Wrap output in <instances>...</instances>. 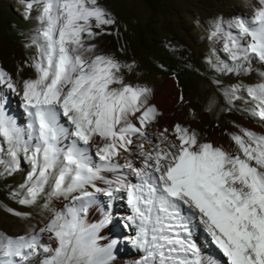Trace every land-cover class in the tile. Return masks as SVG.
<instances>
[{
  "label": "snow or ice",
  "instance_id": "obj_1",
  "mask_svg": "<svg viewBox=\"0 0 264 264\" xmlns=\"http://www.w3.org/2000/svg\"><path fill=\"white\" fill-rule=\"evenodd\" d=\"M34 4L40 27L25 45L36 51L27 65L34 78L14 80L0 69V180L21 171L23 156L29 170L10 198L47 215L24 234L0 232V264H114L119 241H100L122 198L131 214L121 224L135 230L127 242L140 253L133 264H221L198 245L199 232L226 264H264V134L239 127L225 148L179 123L153 131L161 113L149 103L152 89L125 83L122 72L134 65L92 43L115 24L99 0H33L25 18ZM246 6L250 17L213 22L209 38L231 63H209L229 77L256 73L255 83L222 94L226 110L264 127V71L255 67L264 66V0ZM9 94L20 97L23 127L6 114ZM237 101L250 106L238 109ZM94 206L102 219L89 223Z\"/></svg>",
  "mask_w": 264,
  "mask_h": 264
},
{
  "label": "rangeland",
  "instance_id": "obj_2",
  "mask_svg": "<svg viewBox=\"0 0 264 264\" xmlns=\"http://www.w3.org/2000/svg\"><path fill=\"white\" fill-rule=\"evenodd\" d=\"M32 2L33 0H0V69L14 80L34 78L35 75L27 67L31 58L36 55L35 48L25 47L31 44V38L40 27L36 20L39 5L34 4L25 18L26 5ZM251 2L256 4V0ZM99 3L111 15L115 24L106 26V34L97 36L92 41L96 44L97 51L112 56L122 64L134 65L131 72L123 70L125 83L134 87L150 84V104L158 95L163 94L165 85L173 79L183 100L176 105L177 111H173L171 115L175 113L183 117L189 125L185 126L177 120L175 124L179 123L194 131L192 124H199L200 130L196 132L203 142L212 143L211 138L217 135L220 141L217 146L225 148L233 147L229 137L231 133L238 132L239 127L264 134V127L246 112L226 110L227 104L222 94L224 88L233 84L255 83L258 80L256 73L249 77H229L216 72L213 64L217 59L226 63L231 61L227 60L226 53L221 50L222 44L209 38L216 18L228 20L235 15L251 16L252 9L246 6V0H99ZM255 67L264 71V66L256 64ZM217 80L220 81L219 86L214 83ZM249 106L243 101H237L235 105L238 109ZM6 110L7 115L15 117L19 126L26 125L27 117L20 97L9 94ZM244 120L256 123L257 127L243 125ZM21 160V171L0 180V232L13 236L24 234L33 226H42L47 215L40 207H24L10 198V193L24 182L29 170L28 164L23 162V156ZM64 202L66 201H55L54 206L62 208ZM5 208L29 213L30 219H18L7 213ZM117 212L115 207L112 212L114 221L104 232V238L100 242L105 244L111 239L118 240V246L113 250L116 257L114 264H133L139 259L140 253L125 239L126 232L116 218ZM204 239L205 234L199 232L196 242L209 251L210 244L203 243ZM218 254L217 257L223 259L222 254Z\"/></svg>",
  "mask_w": 264,
  "mask_h": 264
},
{
  "label": "bare ground",
  "instance_id": "obj_3",
  "mask_svg": "<svg viewBox=\"0 0 264 264\" xmlns=\"http://www.w3.org/2000/svg\"><path fill=\"white\" fill-rule=\"evenodd\" d=\"M144 86L148 87V88H151L150 84H145ZM180 97H181V92H180V89H179L178 85L176 84V82L173 79H170L168 81V83L164 87L163 94L158 95L152 101V105H155L157 107V109L159 110V112L161 113V116L158 118V120L156 121V123H155V125L153 127V131L161 130L164 127H167V128H169L171 130L173 125H175V121L176 120L178 122H183L185 126L189 125V123L186 122L183 119V117L177 116V114H175V113H174V115H171V113L173 111L174 112L177 111L176 105L181 101ZM12 117L15 119L14 116H12ZM242 124L246 125V126H249V127H252V128H256L257 127L256 123L252 124V123H250V122H248L246 120L242 121ZM192 128H194L195 131H198V130H200V125L199 124L198 125L192 124ZM202 133H204V131ZM211 141L216 146L220 142L217 135H213V137L211 138ZM221 144L225 145V143L222 142V141H221ZM105 199L106 198H104L102 196L99 197V200L101 201V206H106L105 205ZM64 203H67V202H64ZM64 203H62V205ZM113 205H114V207L112 209V212L114 211L115 207H117V209H118V212L116 213V218H117V220L119 222H121V218L122 217L131 214L130 209L128 208L124 198H122L120 200H117V201H113ZM100 219H102L101 212L99 210H97L96 206H94L93 208H91L89 210V213H88V216H87V220H88L89 223H98ZM108 228H109V226L106 229L102 230V235H104V232H106V230H108ZM124 229H125V232H126V235H125V239L126 240H127L128 237L135 235V230L134 229H126L125 227H124ZM203 243H205V244L209 243L211 245L210 240H209V238L206 237V235H205V239L203 240ZM198 245H200V244L198 243ZM210 245H209V249L210 248L211 249L209 251L204 250V249L203 250L206 253H209V254L217 257V255H219L218 254L219 252L214 248V246H212V245L210 246ZM220 255H221V253H220ZM217 258L221 262V264H226V261H225L224 257H223V259H220L219 257H217Z\"/></svg>",
  "mask_w": 264,
  "mask_h": 264
}]
</instances>
